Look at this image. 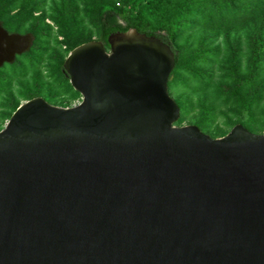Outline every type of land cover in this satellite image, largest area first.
I'll return each mask as SVG.
<instances>
[{"label": "water", "instance_id": "water-1", "mask_svg": "<svg viewBox=\"0 0 264 264\" xmlns=\"http://www.w3.org/2000/svg\"><path fill=\"white\" fill-rule=\"evenodd\" d=\"M30 34L0 26V67ZM72 49L81 100L0 130V264H264V133L175 125L174 53L129 29Z\"/></svg>", "mask_w": 264, "mask_h": 264}, {"label": "trees", "instance_id": "trees-1", "mask_svg": "<svg viewBox=\"0 0 264 264\" xmlns=\"http://www.w3.org/2000/svg\"><path fill=\"white\" fill-rule=\"evenodd\" d=\"M0 26L32 37L0 67V130L23 101L79 102L63 70L68 53L91 40L108 51L110 34L135 29L174 53L175 125L212 138L237 124L264 133V0H0Z\"/></svg>", "mask_w": 264, "mask_h": 264}, {"label": "rangeland", "instance_id": "rangeland-1", "mask_svg": "<svg viewBox=\"0 0 264 264\" xmlns=\"http://www.w3.org/2000/svg\"><path fill=\"white\" fill-rule=\"evenodd\" d=\"M14 86H15V85H14ZM23 102H24V101H23ZM79 102H80V101H79ZM21 103H22V102H21ZM77 103H78V102H74L72 105H75V104H77ZM72 105H71V106H72Z\"/></svg>", "mask_w": 264, "mask_h": 264}]
</instances>
